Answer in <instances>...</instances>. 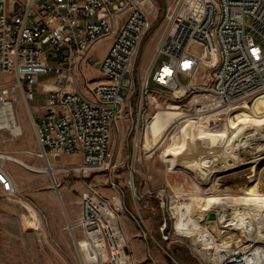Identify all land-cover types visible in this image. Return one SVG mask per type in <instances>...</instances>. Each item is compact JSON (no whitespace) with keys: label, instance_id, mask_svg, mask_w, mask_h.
<instances>
[{"label":"built area","instance_id":"2783aa9c","mask_svg":"<svg viewBox=\"0 0 264 264\" xmlns=\"http://www.w3.org/2000/svg\"><path fill=\"white\" fill-rule=\"evenodd\" d=\"M186 2L175 1L172 14L166 15L168 23L175 11L184 10ZM202 6L198 18L189 12L162 35L146 82L137 91V58L159 13L153 0H0V74L13 79L12 90L19 91L29 105L38 156L45 164L64 166L66 172L79 175L110 172L113 129L137 93L140 108L144 95L151 90L170 93L177 99L200 90L209 96L210 107L227 105L228 109L252 106L264 94V0H202ZM108 36L113 37L112 42L98 64L103 80L93 82L86 74L89 54ZM161 57L160 66L154 69ZM201 72L203 78H210L197 86L195 80ZM180 75L187 78V83L180 82ZM40 76L52 79L40 82ZM150 81L155 88H149ZM80 82L86 83L85 91L80 89ZM37 88L46 98L32 109L30 103L36 100ZM123 90L127 91L125 95ZM7 102L13 103L9 90L2 88L0 122L6 119L2 107ZM20 135L13 133L15 137ZM73 154L80 155L79 163L53 164L63 155ZM51 179L58 187L54 173ZM0 186L10 196L17 190L2 154ZM111 188L115 194L106 196L89 187L82 196L80 217L71 223L72 228L82 229V238L94 252L93 259L82 263L140 264L123 229V216L128 214L138 224L147 251L148 236L154 239L153 234L140 209L136 208L140 219L128 209L121 187L111 182ZM149 194L164 211L166 191ZM166 212L157 224L163 242L169 241L171 234L167 228L172 217ZM216 220L217 215L214 220L207 218L204 226L208 231L198 238L202 264H264V245L241 240L227 243L217 238L208 225L217 224ZM91 224L102 243L90 233ZM165 253L169 263L181 264ZM148 258L153 260L150 255Z\"/></svg>","mask_w":264,"mask_h":264},{"label":"rangeland","instance_id":"374dc122","mask_svg":"<svg viewBox=\"0 0 264 264\" xmlns=\"http://www.w3.org/2000/svg\"><path fill=\"white\" fill-rule=\"evenodd\" d=\"M155 1L159 6V13L154 29L144 39L136 62L137 91L148 73L156 47L169 26L166 15L172 14L176 0ZM169 7L172 9L168 13ZM108 44L109 40H106L95 46L89 54L86 74L88 79L93 82L103 80V76L99 72L98 61ZM163 59L164 57L158 59L154 69L160 66ZM209 78L208 75L203 78L201 72L195 80V85H201ZM51 79V76L39 77L40 82H49ZM179 79L181 83H187V78L183 75H180ZM13 83L11 77L0 74V90L2 88L9 90V98L13 101L17 122L22 125L23 132L20 136L15 137L10 131L1 130L0 154L8 153L33 166L45 167V160L38 156V143L26 101L19 91L12 90ZM79 87L85 91L87 85L85 82H80ZM155 87V83L150 81L149 88ZM36 90V100L30 103L32 109L42 105L46 98L39 88ZM126 93V90L122 91L123 95ZM137 94L126 107L119 125L113 129L110 141V172L97 171L79 175L66 172L64 166L60 169L54 166L53 168L60 172L56 175L57 187L51 179V173L35 172L6 160L7 170L11 174L17 190L13 196H10L4 193L0 186V264H83L76 245L77 241L83 242L82 229L79 227L69 229L65 210L72 222V210L81 213L82 196L92 186L96 187L103 195L111 196L115 194L111 188V182L118 184L124 192L125 204L128 209L140 219L136 210L139 208L140 215L150 225L155 239L154 241L148 236L150 251L155 252L158 249L159 255L168 260L165 253L167 251L181 264H202L204 261L202 260L203 255L196 250V248L202 250L198 240L200 234H180L178 231H174L177 205L191 202L201 210L202 215H205L208 212L207 205L212 197L234 202L235 198L241 197L240 194L254 193L255 191L264 194V158H262L264 154L254 157L255 154H252L251 149H248L243 153L244 156L242 155V159L245 160H240L231 167L229 164L232 161L223 159L220 165L223 167H217V171L206 177V174L201 173L194 166L193 162L195 161L189 162V160L200 156L203 152L210 153L212 149L210 145L202 144L203 147H200L198 141L191 137L187 143V146L191 147L189 151L182 154L184 149L178 147H175L174 150L171 149L169 153L165 150L174 144L186 141L190 136L189 124L191 121H195L194 125L208 123L210 128L215 131L223 125L228 126V116L235 108L228 109L227 105L210 107L207 104L209 96L200 90L187 93L181 99H177L167 92L160 93L151 90L144 95L143 107L140 108V98ZM165 130H167L165 135H162ZM253 134L259 135L258 132ZM161 137L163 139L160 142ZM229 137L230 131L227 130L221 143L223 145L227 143ZM135 140L137 146H135ZM222 149L225 150L226 147ZM214 156L222 159L218 155ZM183 159L187 160L185 161L187 163L183 162ZM79 162L80 155L73 154L63 155L57 162L53 161V164L72 165ZM131 181L133 186L130 185ZM158 190L166 191L167 200L164 211L167 210L172 217L167 228L171 233L170 240L166 242L162 241L157 230V224L163 219L164 211L157 199L149 194V191L155 193ZM136 195L144 196L150 205L144 215L141 213L142 206L139 205L142 203ZM23 203L32 206L39 214L41 218V227L37 226L39 230L32 229L28 222V212L32 214V220L37 217L36 213L28 206L24 207ZM237 207L239 208V206ZM212 214L216 218V214L213 212L209 216ZM127 215H124L122 219ZM208 219L210 220L209 217ZM262 220H264V215ZM34 223L36 224V222ZM141 225L143 226L142 223ZM208 225L209 228H214L217 238H222L224 235V233L221 234L222 231H233L232 225L230 227H222L219 223ZM125 228L133 234L134 231L137 232L134 229L138 228L139 230L137 223L132 227L131 223L126 222ZM261 231L262 237H258V235L256 238L249 237L247 238L250 240L248 244L264 245V224H262ZM137 237L133 235L131 241L136 258L140 253L146 254V246ZM145 244L147 243L145 242ZM210 251L212 252V250ZM150 262L151 260L148 258L141 264H150Z\"/></svg>","mask_w":264,"mask_h":264},{"label":"bare ground","instance_id":"6f19581e","mask_svg":"<svg viewBox=\"0 0 264 264\" xmlns=\"http://www.w3.org/2000/svg\"><path fill=\"white\" fill-rule=\"evenodd\" d=\"M186 3L187 4L185 5L184 10H182L180 14H177V12L175 11V13L171 16V19L169 21V26L166 31H168V29L171 26L175 27L176 24L179 23V21L185 16V14L189 12L194 18H198L200 16L203 9L202 0H187ZM152 60L153 57L149 64V68H148L149 70L152 64ZM148 73L144 79V84L146 82ZM5 93H8V91H5ZM26 106L29 112L30 108L27 103ZM233 108H231L233 109V111L228 116V120H227L228 126L223 125L219 128V130L216 129L217 131H215L213 128H210L211 126H209L208 123H204L202 125L199 124L194 125L193 123L195 121H191L189 124L190 136L186 139V141L180 142L179 140L180 143L174 144L172 147L165 150H167V152L169 153L171 149L174 150L175 147L183 148L184 149V151L182 152L183 154L187 150L189 151L191 148L187 146L188 140H190L191 137H194V139L198 141L199 143L198 145L200 147H203L201 146L202 144L210 145L212 147V149L210 147L211 149L210 153L208 152V154H206L205 152H203L202 154H200V156L189 160V162L195 161L193 162L195 163L194 166H196V168L199 169L198 171H201V173L206 174V177L207 175L209 176L211 173H214L215 171L218 170L217 167H220V165L222 164L221 162H223L222 161L223 159L232 161L233 163L231 162V164H229V166L231 167L237 164V162H239L240 160H245L242 159V155L244 152H247L248 149H251L250 151H252V154H255L254 157L260 155L262 156V154H264V94L258 96L254 100L252 106H237ZM2 112L5 113L6 119L0 122V131L7 130L10 131L12 134L13 133L22 134L23 132L22 125L17 122L13 103L7 102L2 107ZM227 130L230 131L229 141H227V143L223 145L221 143V139ZM166 131L167 130L163 131L162 135H165ZM254 132H258L259 135H254L253 134ZM162 139L163 137L160 138V142L162 141ZM223 147H226V149L223 150L222 149ZM231 151H234V153H231ZM213 155H218L222 159L215 156L213 157ZM2 157L5 160H8L9 162L17 163L35 172L51 173V167H49V165L47 164H45V167H36L23 161L19 157L12 156L8 153L2 154ZM185 161L187 160H184L183 162ZM221 167H223V165ZM130 183L132 184V181ZM240 195L241 197L238 199L235 198L234 202L232 200L223 201L221 200V198L212 197V200H210V202L207 205L208 212L205 215H202L200 213L201 210L197 209V207H195V205L192 204L191 202L184 205H177L175 209L177 214V220L174 225L175 231H178L180 234H189V235H192L193 233H197L200 234V239H201V237H203L208 231L205 229L204 223L206 219L209 217V214L213 212L217 215L218 220H216V222L219 223L222 227H227V226L230 227L231 225L233 226L232 227L233 231L230 232H228L227 230L223 231L224 233V235L222 236L223 241H226L228 243L230 241L234 242L239 240L241 241L246 240V242H249L250 240L247 239L249 237L256 238L257 235L258 237L259 236L262 237L261 227L262 224H264V220H262V216L264 215L263 214L264 194L255 191L254 193H245ZM23 204L24 207H26L27 205L30 208H32L36 213L37 219L32 220V214L28 212L29 214L28 222L32 227V229L39 230L37 228V226L41 227V218L39 214L29 204H25V203ZM234 206L236 208H233ZM237 206H239V208ZM230 210L233 211L231 212ZM34 222H36L37 225ZM72 229L73 228H71V230ZM89 231L98 243H102L101 235L99 234V232L96 231V228L94 227L93 224L89 226ZM234 231L236 232L234 233ZM245 237L246 239L244 240ZM204 244L207 245V243ZM76 245L78 247V252L82 258V262H87L88 260L93 259L94 252L89 247L90 245L88 241L83 239V242H80V244L76 242ZM216 247H221V246L220 244H217ZM196 250L202 254L201 249L196 248Z\"/></svg>","mask_w":264,"mask_h":264},{"label":"crops","instance_id":"0c3cea01","mask_svg":"<svg viewBox=\"0 0 264 264\" xmlns=\"http://www.w3.org/2000/svg\"><path fill=\"white\" fill-rule=\"evenodd\" d=\"M153 1L156 3L157 7L159 8L157 2H156L155 0H153ZM112 39H113L112 36H108V37H106V38H104V39L98 41V42L94 45L93 48H95V46H97V45H99V44L105 42L106 40H109V44L107 45L105 52H104V53L102 54V56L100 57V59H99V61H98V64H99V62L103 59V57L105 56V54L107 53V50H108V48H109V46H110V44H111V42H112ZM56 168H57V169H60L61 166H57ZM51 173H54V175H57V173L59 174L60 172H57V171L55 170V168L52 167ZM61 200H62V198H61ZM62 201H63V200H62ZM62 205H63V202H62ZM26 206H27V205H26ZM28 207H29V206H28ZM29 208H30V207H29ZM64 210H65V207H64ZM65 215H66V218H67V221H68L69 229H71V228H72V227H71V223H74V222L78 221V219H79V217H80V211L72 210V212H71V220H72V222H70V220H69V218H68V215H67V213H66V210H65ZM32 218H33V217H32ZM34 219L36 220L37 217L34 218ZM126 222H127V223H131V224H132V227H133V224L135 225L136 222H135L131 217H129V216H125L124 219H122V226H123V229H124L126 235L129 237V239H130V243H131V241H132V236L135 235V236L137 237V236L140 234V229H139V230H138V228L134 229V230L137 231V232L134 231V234H133L132 232H128V230H126V228H125V223H126ZM145 224H146V226L148 227V229L152 232V230H151V228H150V225L147 224L146 222H145ZM137 225H138V224H137ZM143 226H145V225L143 224ZM131 233H132V234H131ZM137 238L141 241L142 244L144 243L143 245L146 246V247H145L146 254H144V253H140V254L138 255V257L136 258V260H137L140 264H141V262H143L144 260L148 259V255H150L151 258L153 259V260L150 259V260H151L150 264H169V260L164 259L162 256L159 255V253L157 252L158 249H156L155 252H151L150 249H149V246H148V251H147V244H145L144 240L140 237V235H139ZM152 239H153V238H152ZM153 240L155 241V239H153ZM131 246H132V245H131ZM135 257H136V256H135Z\"/></svg>","mask_w":264,"mask_h":264},{"label":"water","instance_id":"95a60500","mask_svg":"<svg viewBox=\"0 0 264 264\" xmlns=\"http://www.w3.org/2000/svg\"><path fill=\"white\" fill-rule=\"evenodd\" d=\"M139 201L142 203V209H141V213L142 215L145 214V210H148L150 208V205L148 203V201L144 198V196H139ZM210 220H214L215 219V215H210L209 216ZM169 264H173V263H169Z\"/></svg>","mask_w":264,"mask_h":264},{"label":"trees","instance_id":"16d2710c","mask_svg":"<svg viewBox=\"0 0 264 264\" xmlns=\"http://www.w3.org/2000/svg\"><path fill=\"white\" fill-rule=\"evenodd\" d=\"M153 29H154V27H153Z\"/></svg>","mask_w":264,"mask_h":264}]
</instances>
